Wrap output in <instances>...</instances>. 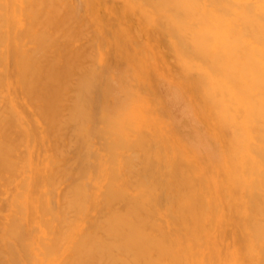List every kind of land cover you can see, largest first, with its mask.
Segmentation results:
<instances>
[{
  "label": "bare ground",
  "instance_id": "obj_1",
  "mask_svg": "<svg viewBox=\"0 0 264 264\" xmlns=\"http://www.w3.org/2000/svg\"><path fill=\"white\" fill-rule=\"evenodd\" d=\"M0 264H264V0H0Z\"/></svg>",
  "mask_w": 264,
  "mask_h": 264
}]
</instances>
